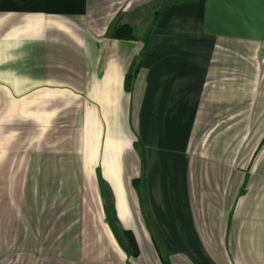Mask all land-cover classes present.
Wrapping results in <instances>:
<instances>
[{
  "label": "crops",
  "instance_id": "0c3cea01",
  "mask_svg": "<svg viewBox=\"0 0 264 264\" xmlns=\"http://www.w3.org/2000/svg\"><path fill=\"white\" fill-rule=\"evenodd\" d=\"M0 121V264H264V0H0Z\"/></svg>",
  "mask_w": 264,
  "mask_h": 264
},
{
  "label": "trees",
  "instance_id": "16d2710c",
  "mask_svg": "<svg viewBox=\"0 0 264 264\" xmlns=\"http://www.w3.org/2000/svg\"><path fill=\"white\" fill-rule=\"evenodd\" d=\"M158 13H159V10L153 14V20H151V23L149 24V27L147 29V32L145 33L144 38L142 40L143 41V44L145 45V47L148 45V43L150 42V40L152 38L151 37L152 35H151V32L150 31H151V29L153 27L154 20L158 16ZM115 37L125 38V39L133 38V37H135L134 30L128 24L120 25L117 28L116 32H115ZM138 69H139V64H135L127 72V74L125 76V81H124V88H125L126 91H130L132 81L135 78ZM133 185H134V187H135V189L137 191L140 205L142 206L143 205V195H142V186H143V183L141 184V179H139V178L138 179H135L133 181ZM124 234H125V237H126V240H127V245L129 247V249L131 250V252L133 253L134 256L137 255L136 245L134 243V240L132 238L131 233L130 232H124ZM165 264H167V263L165 262Z\"/></svg>",
  "mask_w": 264,
  "mask_h": 264
},
{
  "label": "rangeland",
  "instance_id": "374dc122",
  "mask_svg": "<svg viewBox=\"0 0 264 264\" xmlns=\"http://www.w3.org/2000/svg\"><path fill=\"white\" fill-rule=\"evenodd\" d=\"M141 27L139 26V29H140ZM1 122V121H0ZM23 131H24V129H23ZM28 140V136H22V142L24 143V142H26ZM0 144H1V126H0ZM22 154H24V153H22ZM0 155H1V153H0Z\"/></svg>",
  "mask_w": 264,
  "mask_h": 264
}]
</instances>
